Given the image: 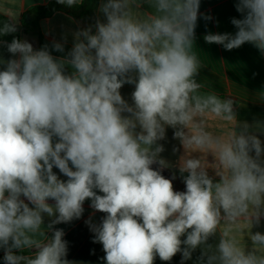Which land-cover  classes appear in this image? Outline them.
Returning <instances> with one entry per match:
<instances>
[{
  "label": "clouds",
  "instance_id": "9594fccd",
  "mask_svg": "<svg viewBox=\"0 0 264 264\" xmlns=\"http://www.w3.org/2000/svg\"><path fill=\"white\" fill-rule=\"evenodd\" d=\"M56 2L71 8L83 0ZM200 3L102 0L95 31H75L59 57L52 52L64 53L60 42L34 49L16 37L0 40L12 55L0 58L4 264H71L55 226L80 219L86 200L106 213L99 225L86 221L106 264L170 262L178 253L185 264L198 249L195 264H264V233L252 231L264 218V120H239L237 101L198 82L195 30L198 19H213ZM235 7L236 31L208 32L204 41L229 51L247 43L264 55V0ZM7 17L0 37L18 31L16 17ZM126 83L135 85L132 104L120 92ZM207 118L225 132L209 131ZM168 128L184 149L183 192L174 191L175 174L162 175L173 167L161 155Z\"/></svg>",
  "mask_w": 264,
  "mask_h": 264
},
{
  "label": "crops",
  "instance_id": "0c3cea01",
  "mask_svg": "<svg viewBox=\"0 0 264 264\" xmlns=\"http://www.w3.org/2000/svg\"><path fill=\"white\" fill-rule=\"evenodd\" d=\"M50 0H0V14L16 17L18 26L22 24L23 14L34 6H43ZM102 0H99L98 8ZM237 0H201L200 13L208 14L213 17L210 21L198 19L196 27V39L193 51L201 61L202 68L200 69L198 82H201L206 90L214 91L221 97L231 96L237 101L238 119L241 121L253 122L256 119L264 120V100L259 99V93L264 92V55L251 44H244L238 49L225 50L221 45L208 44L203 37L208 32L215 33H234L236 29L231 24V19L241 18L240 13L236 11ZM97 11L94 16V22L81 21L77 17L65 11H56L47 17H42L38 21L36 27H30L23 31L21 40L29 41L34 49L39 47V35L49 42H60L66 46L72 47L73 33L81 28L93 26L97 18L103 20L104 17ZM147 6L145 5V9ZM10 43V42H9ZM54 56H63L52 53ZM0 58L4 60L12 58V55L7 51L6 46L0 45ZM3 66L0 65V68ZM135 90L134 84H124L120 89L122 97L129 104H132L131 94ZM207 129L214 134H223L226 130V125L218 120L207 118ZM264 146V135L259 137ZM164 145L165 151L161 154L163 158L173 165L171 168L162 170V175L165 178L172 179L174 191H185L183 178L178 170L179 158L184 155V149L179 144V141L173 139V129L168 128L166 139L160 141ZM178 151L173 152V148ZM200 153L194 152L192 156L200 157ZM209 163L213 162V157L209 154L206 157ZM157 168L158 165H153ZM53 172L62 180H67V177L59 172V169L53 168ZM209 175L215 180L219 177L215 176L212 169H208ZM183 175H187L184 173ZM97 194L103 195L98 190ZM27 202V201H25ZM49 204L54 205V201L49 200ZM91 201L86 200L83 204L84 212L80 219H75L68 223L56 225V228L63 229L64 239L68 242L67 259L71 264H106L104 260L105 252L101 243H94V232L90 230L86 221L91 220L94 224L99 225L106 213L95 211L90 207ZM31 206V205H30ZM49 218L45 217L47 223ZM253 232L260 231L264 233V218L261 220L259 227H254ZM184 237H182L183 239ZM218 236L211 239V243H216ZM250 246V241H247ZM4 254L0 249V255ZM200 254L198 249L192 260L186 261L185 264H195L197 257ZM181 255L178 253L170 262L161 261L157 256L154 264H180ZM4 264V263H1Z\"/></svg>",
  "mask_w": 264,
  "mask_h": 264
},
{
  "label": "trees",
  "instance_id": "16d2710c",
  "mask_svg": "<svg viewBox=\"0 0 264 264\" xmlns=\"http://www.w3.org/2000/svg\"><path fill=\"white\" fill-rule=\"evenodd\" d=\"M99 0H83V3L73 7H68L66 5H61L56 2V0H50V2L43 6H34L28 9L22 16V24L18 26V31L7 36L0 37V40L11 42V40L16 37L21 39V34L23 31L28 30L30 27H36L38 21L42 17H47L48 15L56 11H65L73 16L77 17L81 21H92L94 22V16L97 11ZM8 17L0 14V26L2 22ZM39 37V47L48 45L51 48L52 42L47 41L41 35ZM65 46L64 53L61 52H52L55 54L66 55V53L71 49L70 46ZM71 166V165H70ZM3 254L0 255V264L3 262Z\"/></svg>",
  "mask_w": 264,
  "mask_h": 264
}]
</instances>
